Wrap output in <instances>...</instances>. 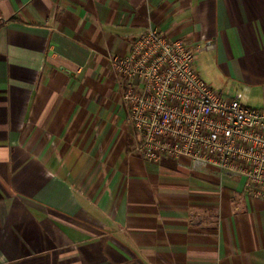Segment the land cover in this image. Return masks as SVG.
Listing matches in <instances>:
<instances>
[{"label":"crops","instance_id":"crops-1","mask_svg":"<svg viewBox=\"0 0 264 264\" xmlns=\"http://www.w3.org/2000/svg\"><path fill=\"white\" fill-rule=\"evenodd\" d=\"M149 28L264 107V0H0V264H264L243 179L135 152L110 58Z\"/></svg>","mask_w":264,"mask_h":264},{"label":"built area","instance_id":"built-area-1","mask_svg":"<svg viewBox=\"0 0 264 264\" xmlns=\"http://www.w3.org/2000/svg\"><path fill=\"white\" fill-rule=\"evenodd\" d=\"M199 48L149 28L130 53L111 57L122 102L146 162L186 159L192 170L216 168L243 179L244 191L264 202V107L251 108L244 96L225 97L196 68Z\"/></svg>","mask_w":264,"mask_h":264},{"label":"trees","instance_id":"trees-1","mask_svg":"<svg viewBox=\"0 0 264 264\" xmlns=\"http://www.w3.org/2000/svg\"><path fill=\"white\" fill-rule=\"evenodd\" d=\"M163 162H165V160H164ZM163 162H162V163H163ZM170 163H171V162H170ZM171 164H172V163H171Z\"/></svg>","mask_w":264,"mask_h":264}]
</instances>
